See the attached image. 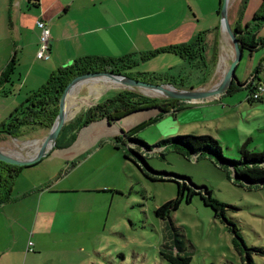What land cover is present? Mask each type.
Masks as SVG:
<instances>
[{
    "label": "rangeland",
    "instance_id": "obj_1",
    "mask_svg": "<svg viewBox=\"0 0 264 264\" xmlns=\"http://www.w3.org/2000/svg\"><path fill=\"white\" fill-rule=\"evenodd\" d=\"M238 1L228 13L229 22L233 21V11L240 8ZM261 2L246 1L242 10L244 21L253 19ZM220 7L217 0L218 23ZM213 29L207 33L212 38L216 32ZM261 36L264 38V32ZM221 45L218 35L215 47L219 49V58L223 53ZM227 47L229 59L221 69L217 64L215 77L210 80L212 86L220 81L232 60L229 39ZM136 61L138 65L132 73L147 72L156 78L173 76L177 82L182 79L187 89L206 84L212 73L210 68L200 70L195 62L188 65L174 53H160L148 60L136 57ZM46 63L48 61L42 59H24L23 63L18 60L12 80L20 87L8 98L0 96V118L14 110L16 106L7 109L6 105L15 96L22 99L30 87L37 89L47 81L51 70L44 68ZM260 66L258 75L262 77L264 47L252 53L244 50L235 76L241 83L245 82ZM27 73L30 77L22 88L20 81ZM100 84L101 80L94 81L89 88L82 89L79 96L98 92ZM124 89L141 91L112 86L103 94L89 96L90 102L80 111ZM248 93L247 89H238L232 93V99L224 98V104L219 106V110L228 109L231 113L226 120L223 117L219 127L224 158L241 159L243 145L248 153L264 151V97L261 102H249L246 101ZM201 108L185 103L175 112L171 110L156 116L160 107L155 106L120 118V125L107 127L104 120L92 122L80 131L73 146L60 153L54 149L37 163L18 168L12 179V200L0 205V248L6 249L0 264H171L160 251L164 243L177 242L183 254L190 256L189 264H239L241 257L232 243V232L222 216H215L214 210L205 206L199 194H194L189 202L184 196L179 207L170 212L169 219L156 215L158 206L177 195L176 182L160 180L174 177L171 173L188 177L193 184L208 189L212 198L225 204L224 218L238 229L248 249L245 251L242 247V255L248 252L254 264H264V182L249 184L235 177L226 163L209 153L196 160L192 155H179L171 145L152 148L149 152L129 144L125 137L119 142L104 138L90 150L71 155L99 136L117 133L119 126L124 133H135L149 146L182 134L217 135V125L206 120L212 109ZM46 132L41 128L28 129L21 138L5 137L0 147L25 157L34 152V146L27 142L41 139Z\"/></svg>",
    "mask_w": 264,
    "mask_h": 264
},
{
    "label": "crops",
    "instance_id": "obj_2",
    "mask_svg": "<svg viewBox=\"0 0 264 264\" xmlns=\"http://www.w3.org/2000/svg\"><path fill=\"white\" fill-rule=\"evenodd\" d=\"M236 1H230L228 13L232 10ZM238 2L237 5H240L241 8L242 0ZM219 3L220 0H218ZM216 7L217 0H0V29L2 30L0 34V73L13 54L17 60L20 59L21 63L24 59L28 61L38 59L36 56L40 44V30L36 25V20H42L50 29L49 56L43 60L48 61L44 68L51 70V73L56 68L69 65L74 59L83 56L105 58L131 56L132 59L136 60V57H140L141 54L160 47L191 43L199 33L205 32L204 41L202 42V45L205 46L203 53L205 59L201 62H193L199 64L200 70H202V67L210 68L212 73H210L209 81L196 89L208 88L212 86L213 81L210 80L215 77L219 58V49L216 50L215 40L218 35L219 41L222 39L216 16ZM240 8H237L235 12L233 11L235 15L232 14L233 21H230L232 27L239 24L244 28L246 24L252 22L248 19L244 21L243 15L240 14ZM211 28L216 31L214 38L207 35L208 30ZM253 28H250V30L256 38H262L261 33L264 32V23ZM213 53H217L215 65L213 64ZM183 60L189 65L190 61ZM253 74L254 72L249 78L253 77ZM29 77V73H27L20 81L22 88L28 82ZM258 79H264V75L255 77V80ZM174 82L180 85L178 88L187 89L184 87L182 79ZM209 82L211 84L207 86ZM35 89L30 87L29 91ZM233 96L232 93L227 94L225 92L220 96L193 103L194 105H200L201 109H212V112H208L210 118L207 116L206 120L213 121L210 123L217 125L215 128L217 135L207 134L217 139L219 144L222 140L219 127L222 125L223 117L226 120V116L231 114L228 109L219 110V106L224 104L222 101L224 98L232 99ZM25 97L26 95L18 100L19 97L15 96L13 100L7 103L6 108H14ZM5 98H8V96H5ZM86 109L84 108V110ZM9 114L3 115L0 120L5 121ZM159 114H163L161 110L156 116ZM102 120L105 121L107 127L114 124L120 125L119 119L114 121ZM121 128L119 126L117 133L99 136L92 144L78 152L71 153V155H79L86 150H90L94 143L104 138H113L121 133L125 135L126 133ZM79 133L80 131H78L73 143L66 148L76 143ZM122 135H120L121 138L125 137ZM5 137L7 138V136L0 134V141L5 140ZM66 148H55L54 151L60 153ZM5 250L0 248V261L6 254Z\"/></svg>",
    "mask_w": 264,
    "mask_h": 264
},
{
    "label": "trees",
    "instance_id": "obj_3",
    "mask_svg": "<svg viewBox=\"0 0 264 264\" xmlns=\"http://www.w3.org/2000/svg\"><path fill=\"white\" fill-rule=\"evenodd\" d=\"M246 1L247 0H242L240 14H242ZM221 2L222 0H220V4ZM251 23L246 24L244 28H242L239 24H237L236 27H233L238 33L241 48L243 51L248 50L250 53L264 47V38H256L250 30V28L254 29L253 27H258L264 23V0H262L259 8L253 14ZM204 36L205 32L199 33L191 43L168 45L145 52L140 55V59L148 60L160 53H174L190 62H201L205 59L203 54L205 46L202 45ZM216 56L217 53H213L214 65ZM17 65L18 60L13 54L0 73V96H9L13 94L16 89H18L17 85H14L12 80V74L15 72ZM137 65L138 62L132 59L131 56H123L120 58L83 56L74 59L69 65L56 68L50 74L45 83L35 90L28 91L25 99L14 108L5 121L0 123V134L18 139L21 138L24 135V132L28 129L35 130L37 128H41L48 131L56 117L58 101L66 84L73 77L87 72L112 71L115 73L126 74L147 82L173 84L176 87L180 86L174 82L175 80H173L172 76H162L156 78L154 74L147 72L132 73V69H134ZM260 70L261 66L255 69L253 81L248 82L246 80L241 83L237 80V84L233 83L228 88L226 93L231 94L238 89L244 88L249 91L247 94V101L261 102L264 97V92L261 93L257 99L250 98L251 91H254L256 89V85L264 80H255V77L258 76V72ZM170 77H172V81ZM155 79L158 80L156 81ZM94 104L95 102L92 104L93 106L80 111L71 120L64 124L57 138L56 148H66L70 146L76 139L78 131L82 127L89 125L94 121L102 119L114 121L116 119L123 118L126 115H130V113L134 111L155 106H159L162 113H167L171 110L175 112L185 105L183 100L153 98L126 89L117 90L108 96V98H103L102 100L100 99L97 104ZM124 136L129 144L135 146L136 148L142 147L149 152L152 148L159 149L164 145H171L175 152L179 155H182L183 157L192 155L196 157V160L204 156L205 153H209L211 155H215L220 162L226 163L227 166L232 169L235 177L241 178L249 184H260V182H264V151L261 153H248L245 145H243V148L240 150L242 158L239 160H233L223 157L218 140L209 134L176 135L153 146L147 145L131 131L127 132ZM113 139L120 141L121 136H115ZM20 167L10 166L0 161V205L12 200V179L14 174H16L17 169ZM164 174L166 175L165 177H167V173ZM170 175L174 177L171 176L172 178L166 179L160 178V180H172L176 182L177 195L174 199L168 200L158 206L155 210L156 215L163 220L167 218L169 219L170 212L179 207V204L183 200L184 196L185 200L189 202L194 194H199L205 206H210L214 210L215 216H222L228 229L232 232V243L235 250L241 257V262L239 264H254L248 252H245L244 256L242 255V247L245 251L248 249L245 247L238 229L231 221L224 218V208L226 205L212 198L208 189L193 184L188 177L174 173H171ZM160 252L162 257L171 264H189L191 261L190 256L183 254V249L179 246L178 242L177 244L164 243Z\"/></svg>",
    "mask_w": 264,
    "mask_h": 264
},
{
    "label": "water",
    "instance_id": "obj_4",
    "mask_svg": "<svg viewBox=\"0 0 264 264\" xmlns=\"http://www.w3.org/2000/svg\"><path fill=\"white\" fill-rule=\"evenodd\" d=\"M230 1L231 0H222L221 2V8L219 12V30L222 31L224 29L227 32L229 41L231 42L233 56L227 71L222 76L220 81H218L214 86L202 89H183L175 87L171 84L143 81L126 74L115 73L112 71H96L80 74L73 77L63 89L58 101L56 117L50 129L43 137H41V139L43 140L41 146L36 151L27 154L22 159H17L10 156V154L5 152L2 147H0V161L7 165L15 167L29 166L37 163L43 157L51 153L56 148L57 138L67 121L66 106L68 96L74 86L87 79L104 78L105 80L121 85L122 87L136 89L138 91H140V89H145L147 91L157 92L158 95L156 97L178 99L184 101H204L225 93L233 83L237 84L235 69L243 54V49L241 48L238 33L231 26L228 20V9ZM140 93L144 94L141 91ZM82 128L79 131H81Z\"/></svg>",
    "mask_w": 264,
    "mask_h": 264
},
{
    "label": "bare ground",
    "instance_id": "obj_5",
    "mask_svg": "<svg viewBox=\"0 0 264 264\" xmlns=\"http://www.w3.org/2000/svg\"><path fill=\"white\" fill-rule=\"evenodd\" d=\"M228 34L227 32L223 29L222 30V45H221V49L223 50L221 53V57L219 58V62H218V67L219 69L223 68L224 66H226V62L227 59H229L228 56V52H229V48L228 46ZM101 80L102 84H100V86L97 88L98 92H93L90 93L89 95L86 96H79V94L81 93V90L84 88H89L91 83H93L94 81H98ZM112 86H121L118 84H115L113 82L107 81L104 78H91V79H87L84 81H81L80 83H78L76 86L73 87V89L71 90L69 96H68V100H67V110H66V115H67V120H70L71 118H73L84 105H87L90 101V97L92 94H103V92L107 91L108 89H110ZM141 91L150 94V95H155L157 96L158 93L157 92H153V91H147L145 89H140ZM196 102V101H193ZM42 139L39 140H34V141H30L27 143H31L29 146H34V151H36L42 143ZM27 146V147H29ZM5 151V150H4ZM8 154H10V156L17 158V159H22L24 156L21 155L20 153H16V152H9V151H5Z\"/></svg>",
    "mask_w": 264,
    "mask_h": 264
},
{
    "label": "built area",
    "instance_id": "obj_6",
    "mask_svg": "<svg viewBox=\"0 0 264 264\" xmlns=\"http://www.w3.org/2000/svg\"><path fill=\"white\" fill-rule=\"evenodd\" d=\"M36 25L40 29V35H39L40 44L36 57L38 59H47L49 56L48 47H49L50 29L48 25L42 20H36ZM247 81L248 82L253 81V77L249 78ZM263 92H264V80L256 85V89L254 91H251L250 98L257 99ZM183 102L189 104L195 103L193 101H183ZM192 158L196 159L195 156H192Z\"/></svg>",
    "mask_w": 264,
    "mask_h": 264
}]
</instances>
